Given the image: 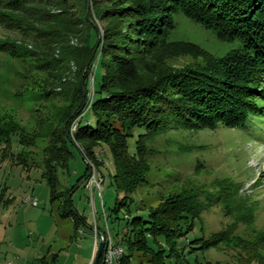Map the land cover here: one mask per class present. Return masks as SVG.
<instances>
[{
    "label": "trees",
    "instance_id": "trees-1",
    "mask_svg": "<svg viewBox=\"0 0 264 264\" xmlns=\"http://www.w3.org/2000/svg\"><path fill=\"white\" fill-rule=\"evenodd\" d=\"M178 14L237 47L219 57L197 44L174 41ZM0 25L20 35L0 39V53L21 64L26 77L32 71L44 75L45 86L38 85L46 100L62 101L33 130L12 116L0 119V154L8 157L13 139L28 149L49 141L44 178L53 201L63 196L61 217L71 218L76 232L88 226L87 219L73 209L72 190L58 193V172L69 169L75 150L101 171L99 151L106 147L115 168L112 185L124 195L110 210L115 221L129 220L133 233L127 235L122 264H133L138 255L148 264H173L172 259L190 264L189 254L222 246L242 250L235 264H264V233L255 241L244 239L234 225L191 242L189 250L180 248L207 206L220 199L231 215L238 187L233 192L229 182L204 200L193 189L169 193L147 219L132 218L133 196L152 171L149 145L160 134L242 130L264 119V0H0ZM181 59L190 61L176 65ZM95 67L103 70L98 86ZM88 111L94 123L86 119ZM138 130L144 133L132 151ZM93 173L88 163L73 188L86 185ZM242 209L240 219L252 225V208ZM40 263L50 264L47 258Z\"/></svg>",
    "mask_w": 264,
    "mask_h": 264
},
{
    "label": "rangeland",
    "instance_id": "rangeland-1",
    "mask_svg": "<svg viewBox=\"0 0 264 264\" xmlns=\"http://www.w3.org/2000/svg\"><path fill=\"white\" fill-rule=\"evenodd\" d=\"M175 21L174 41L197 44L219 57L237 47L220 41L214 31L184 14L176 15ZM7 37L20 35L8 32L0 25V39ZM74 43L79 45L78 40ZM188 61L190 59H181L176 65ZM102 74L103 70L98 69L96 86L101 82ZM45 80L44 75L34 71L26 77L21 64L0 53V119L12 116L27 130H33L40 118H45L54 109L53 104L61 106L60 99L46 100L43 89L38 85L45 86ZM90 88L92 99L93 76ZM86 119L95 122L92 111L87 112ZM78 121L71 126L72 134ZM257 123L252 122L250 127L242 130L221 127L215 132L167 130L160 134L149 145L152 171L148 181L133 196L132 218L142 216L147 219L150 208L157 207L169 193L193 189L204 200L210 192L220 194L221 184L229 182L233 192L238 187V201L233 204L231 215H226V206L220 199L213 206H207L195 232L180 242V248L189 250L191 242L208 238L233 225L237 236L255 241L258 233H264V119ZM141 133L144 131L138 130L131 139L132 151ZM48 143V140L39 141L36 147L28 149L13 139L8 157L4 159L0 154V264H41L48 255L50 264L54 255H58L55 264H90L94 258L96 228L101 233L111 234L114 242L123 245L128 252L127 235H133L128 227L129 220L115 221L116 215H112L110 210L124 195L118 194L112 185L111 176L115 174V168L109 149L102 147L99 151L100 161L104 164L101 171L75 150L69 169L58 172V193L72 190L73 209L87 219L88 226L83 225L76 232L74 221L61 217L63 196L53 201L51 188L44 178V147ZM88 163L97 173V179L101 177L104 181L102 199L98 196L100 190L96 184L93 191L87 184L73 188L84 175ZM36 200L38 206L33 205ZM243 206L251 207L254 212L252 225L240 219ZM125 215L126 210L123 209L119 217L124 219ZM240 251L222 246L189 254L187 258L190 264H235ZM170 261L176 264L173 259ZM133 264L148 262L144 256L138 255Z\"/></svg>",
    "mask_w": 264,
    "mask_h": 264
},
{
    "label": "built area",
    "instance_id": "built-area-1",
    "mask_svg": "<svg viewBox=\"0 0 264 264\" xmlns=\"http://www.w3.org/2000/svg\"><path fill=\"white\" fill-rule=\"evenodd\" d=\"M76 131V130H75ZM100 177V176H99ZM104 181L97 179V173H93V177L87 182V187L90 188L92 191L94 189V186L96 184L97 188L100 190L98 193V196L102 199V185ZM34 206H38V201L36 200L33 203ZM103 207H105L103 203ZM105 217L107 218V215L105 214ZM107 220V219H106ZM108 222V220H107ZM96 246H95V256L92 264L95 263V259L98 253L99 245L100 242L103 240L105 242V249L103 256L101 258L100 264H122V260L124 256L126 255V250L124 249L123 245L119 244L117 245L114 242V238L111 234H106V233H101L97 228H96ZM81 235L83 233H80Z\"/></svg>",
    "mask_w": 264,
    "mask_h": 264
},
{
    "label": "water",
    "instance_id": "water-1",
    "mask_svg": "<svg viewBox=\"0 0 264 264\" xmlns=\"http://www.w3.org/2000/svg\"><path fill=\"white\" fill-rule=\"evenodd\" d=\"M104 249H105V242L102 240L100 242L98 253H97V256H96L94 264H100L101 258H102L103 253H104Z\"/></svg>",
    "mask_w": 264,
    "mask_h": 264
},
{
    "label": "crops",
    "instance_id": "crops-1",
    "mask_svg": "<svg viewBox=\"0 0 264 264\" xmlns=\"http://www.w3.org/2000/svg\"><path fill=\"white\" fill-rule=\"evenodd\" d=\"M94 256H95V250H94ZM49 257H50L49 255L44 257V258H47V262H48V263H50L49 260H48ZM54 257H55V258L53 259L52 264H55V263H56V259L58 258V255H54ZM93 260H94V258L92 259V261H91L90 264H92Z\"/></svg>",
    "mask_w": 264,
    "mask_h": 264
}]
</instances>
